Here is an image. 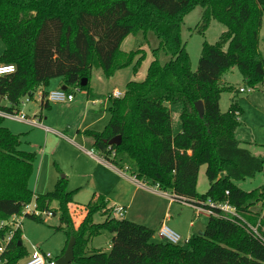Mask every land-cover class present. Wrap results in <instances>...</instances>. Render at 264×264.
<instances>
[{"label":"trees","instance_id":"1","mask_svg":"<svg viewBox=\"0 0 264 264\" xmlns=\"http://www.w3.org/2000/svg\"><path fill=\"white\" fill-rule=\"evenodd\" d=\"M196 6L202 7L199 32L211 20L227 30L217 42L202 44L193 71L180 31L184 16ZM263 14L264 0H0V64L15 66L13 73L0 76V101L9 103L0 104L1 110L17 109L24 97L55 78L66 91L78 88L90 96L94 68L107 78L129 66L135 73L140 51L124 52L121 43L129 34L153 32L168 61L161 64L154 50L145 79L127 82L122 97L110 98V118L103 130L83 133L93 139L99 157L115 166L123 161L133 165L134 177L142 183L158 186L179 201L227 202L250 225H258L259 235L254 237L236 221L210 217L203 234L190 237L186 247L157 242L154 230L127 219L107 214L94 223L95 214L110 213L100 194L87 203L76 227L70 213L75 191L68 189L67 177L61 176L51 191L34 194L29 179L36 153L19 149V135L2 125V117L0 220L20 214L34 198L39 211L59 213L56 229H65L68 241L74 239L78 264H264V216L255 209L264 205V183L249 191L239 187L240 181L264 171V157L251 154L234 136L239 123L235 112H241L237 102L225 112L219 107L221 93L232 89L219 80L233 67L245 86H264L259 51ZM83 79L87 83L81 86ZM197 101L203 103L202 117ZM177 105L181 131L175 134L172 113ZM118 135L121 143L109 145ZM202 166L209 183L204 194L196 189ZM26 216L43 222L40 216ZM102 230L112 235L109 251L87 252L89 240ZM6 233L7 228H0V238ZM28 254L17 230L2 264H18Z\"/></svg>","mask_w":264,"mask_h":264},{"label":"crops","instance_id":"2","mask_svg":"<svg viewBox=\"0 0 264 264\" xmlns=\"http://www.w3.org/2000/svg\"><path fill=\"white\" fill-rule=\"evenodd\" d=\"M261 40L262 39L260 37V41H259L260 54H261V49L263 48V40L262 41ZM127 42L128 43L130 42L129 46L133 42L131 38V34H129L121 43V49L124 52L132 51L130 49L128 50V48L123 49L124 45L128 46ZM123 69L117 70L113 76L107 78L103 74L101 69L100 70L102 73L101 74L98 73V75L94 76V72L96 70V68H94L92 70L91 78L89 81V88L91 91V95L87 96L85 91L82 92L81 95H75V93L72 90H70L69 93H73V99L68 102L60 103L58 107H56L55 105V108L52 107L51 105L53 103L47 102L45 98L46 96L45 95L43 96V93L47 95L49 91L59 88L62 89L64 86L60 78L52 79L50 80L48 86L38 87L33 92V95L29 97V101H25L24 100L25 97H24L21 100L20 105L17 107V110L19 109L30 116H37L40 122L43 123L42 125H44L49 129V131H46L45 129L40 127H31L27 125L31 128L40 130V131H33L31 135H28L31 136V141H33L34 143L37 144L40 143L38 142V135H37L38 132L45 133L44 139L43 140L41 139V142L43 143V148L41 147L39 149L42 158H44L47 154H53L56 152H66V151H62V146H64V148H66L67 146L68 147L71 146L69 148L74 150L76 156L78 158H82L79 159L80 163H77V166L83 169L81 172V176L83 178L82 181L85 182H76V180H72L73 179L72 174L66 172L67 178L69 179L68 189L75 191L72 198L73 202L70 204V213L74 225L76 227L80 224V222L84 218L86 212L85 207L87 203L93 198V196L100 194L103 195L105 198L107 209H109L112 205L122 206L125 209V214L123 219L136 222L138 224L144 225L154 230L155 234L153 238L155 241L161 242V239L158 235V230L161 225H166L173 231L179 233L181 239L183 237L185 242L190 237L194 236L193 231L195 227V222L190 219V214H189L190 211L186 213L184 209L185 207L186 208H191V207L184 204L183 201H179L175 199L169 192L162 191L159 188H156L155 186L144 185L141 181L137 180L134 177V173H133L135 170L134 167L129 168V166L125 164V161L120 162L119 166H115L114 164L103 160L101 157L97 155V153L94 152L92 148L93 139L90 136H87L83 133L85 130L101 131L107 124L110 118L109 107H110L111 93L113 91L124 92V89L120 90L118 88L117 86L118 82H116L118 80L117 79L118 72L122 71ZM232 69L233 68H231V70ZM225 74H223V76L220 78L219 83L221 86H230L229 82L223 79ZM127 79L124 80L125 81L124 85H126L127 82L131 81V80L127 81ZM244 86H239L238 88H232V89H234L238 93H244L239 91V88ZM226 99L229 100L227 104L228 108L232 101H235L238 104L235 95L233 96L230 95ZM4 102L5 104H2ZM45 103H47V106L44 105ZM0 104L5 106L9 105L6 99H2ZM45 107H48L50 111L45 112L46 110L43 109ZM219 107H220V100H219ZM54 109L55 112L53 111ZM58 110L60 112L56 113L58 112ZM220 110L222 112L227 111V110H222L221 107ZM179 112H181V107L179 108L175 107V110L173 111L172 114L178 116L180 115ZM72 113L74 115L73 119H77V121L74 122V126L70 120L71 117L73 116V115L71 116ZM51 114H54L53 115L54 119L50 116ZM58 114H60V117L62 118L61 122L56 120ZM240 120H242V117L240 118ZM44 121L48 123L46 124ZM8 128L10 129L11 132L16 134V132L13 130L12 127L11 128L8 127ZM180 131L181 128L179 130H173L175 134ZM237 132H238V127L234 132V136L240 142L241 146L247 148L250 151V153L255 156H262L261 148H259L256 142L243 140V138L237 135ZM67 133L68 134L72 133L71 135L73 136V138L75 137L76 140L74 141L73 138L68 137ZM17 135H19L20 138V134ZM91 150H93V153H89ZM33 152L36 153V157H37L38 151H33ZM42 162L39 167V178L41 176ZM87 162L94 166V168H92V171H89L88 168L86 167L87 165L85 164H87ZM63 169L64 168H61V170ZM96 172L98 173V176H95ZM199 173H198V178H199ZM59 178L61 177H58V173H56L55 175L54 173H51L49 176L48 183L45 186L46 188L44 192L41 190L42 193L51 191L54 188L56 182L59 180ZM197 183H198V179H197ZM33 203H35L34 198H33ZM176 204H179V206ZM51 208L54 209L57 208V203L53 202ZM260 209H261V215L264 216V205L260 206ZM99 214L103 216V219L100 221H96L94 220V216H95L94 215L93 216L94 223L102 222L109 213L105 214L104 211H102L99 212ZM203 230L204 229L199 230L198 235L201 232H203ZM110 240L106 252H108L110 249ZM93 249L97 250L96 248L92 247L91 250ZM87 252L90 251L87 250Z\"/></svg>","mask_w":264,"mask_h":264},{"label":"rangeland","instance_id":"3","mask_svg":"<svg viewBox=\"0 0 264 264\" xmlns=\"http://www.w3.org/2000/svg\"><path fill=\"white\" fill-rule=\"evenodd\" d=\"M201 15H202V7L200 6H196L193 10L189 11L183 18V21L181 24V31H180L181 38L183 42L186 43L185 44L186 51L189 55L191 69L193 71L197 69L202 44L204 42H207L210 44L217 42L220 38V35L224 31L227 30V28L223 24L217 22L216 20H211L207 29L204 30L203 32H199L197 25L200 23ZM260 37L263 40V48L261 49V55L264 57V14L262 17ZM131 38L133 41L132 44L129 46L130 42L129 43L127 42L128 46L124 45L123 49L128 48V50L130 49L132 51L139 50L140 52L136 58H138L139 56H141L142 58L140 59L139 65L137 67L138 69L135 73L132 72L133 70L132 66L126 67L122 71L118 72V77H117L118 80L116 82H118L117 86L120 90L125 88L124 80L127 78H128L127 81L129 80L142 81L145 79L147 75L148 66L150 62L154 59V56H153L154 50L158 51L157 59L161 64L166 63L169 59V56L162 49L159 48V39L155 36L153 32H150V31L147 33L138 32L137 34H131ZM3 49H4V45L2 41L0 40V54L2 53ZM98 73L99 74L102 73L100 69L95 70L94 76L98 75ZM223 79L227 80L232 88H238L239 86H244V83L242 82V76L236 67H233L232 70L230 69L229 72L227 71ZM244 87L246 89L248 88L247 86H244ZM72 91L74 92L75 89H72ZM82 92L84 91L78 90V91H75L74 93L75 95H81ZM230 95L236 96L238 104L241 107L240 108L241 109L240 118L242 117V120H240V118L238 120L239 123L237 126L238 127L237 135L243 138V140L245 141L256 142L259 148H261L262 157H264V86L261 83H259L258 85L255 86V89L252 92L246 91L244 93H238L234 89H231L228 92L225 91L221 93L220 107L222 110H227L228 108L227 104L229 100L226 98H228ZM2 104H5V102ZM51 105L52 107L55 108V105L56 107H58L60 103L58 104L53 103ZM179 107L180 106L177 105L176 108H179ZM43 109L46 110L45 112L50 111L48 107H45ZM173 109L175 110V107ZM53 111L55 112V109ZM59 112L60 111L58 110V112L56 113H59ZM53 115L54 114H51L50 116L54 119ZM72 115L73 113L71 114V116ZM73 118H74V115L71 117L70 120L74 126V122H76L77 119H73ZM56 120L61 122L62 118L60 117V114H58V117ZM45 123L47 124L48 122H45ZM2 125L7 128L12 127L13 130L16 132V134H20V141H21V145L19 147L20 150L29 151V152L38 151L37 157L33 164V173L29 179V188L33 191V193L39 194V193H42V191L44 192L46 188L45 186L48 183L49 176L51 173H54V175L58 173V177H61V176L67 177L66 172H69L72 174V177H73L72 180H76V182H85V181H82L83 178L81 176V172L83 169L77 166V163H80L79 159H82V158H78L76 156V154L74 153V150L69 148L71 146L69 147L67 146L66 148L62 146V151H66V152H56L53 154H47L44 158H42V155L39 152V149L41 147L43 148V143L41 142V139L42 140L44 139L45 133L38 132L37 134L38 142L40 143L37 144L31 141V136H28V135H31L33 131H40V130L31 128L27 126L26 124H23L17 121L8 120V119H3ZM172 125H173V130H179L181 128V121H180L179 115L175 116L172 114ZM71 134L69 133L67 136L70 138H73ZM73 140L75 141L76 138L74 137ZM36 146L38 149L36 148ZM41 162H42L41 176L39 178V167L41 165ZM125 164H127L129 168L134 167L128 162H125ZM85 165H87L86 167L88 168L89 171H92V168H94V166L88 162ZM61 168H64V169L61 170ZM95 176H98L97 172L95 173ZM67 180L69 181L68 178ZM263 183H264V171L256 174L253 178H248V179L240 181L239 187L245 191H249V190L257 188ZM208 184L209 183L205 175V166H202L200 169V173H199L197 191L201 194H204L208 189ZM67 186L69 188V184ZM31 203L33 204V199ZM176 205L179 206V204H176ZM258 208H260V205H257L255 207V209H258ZM184 209L186 213L190 211L189 212L190 219L195 222L193 235L196 236L198 235L199 230L205 228L207 221H208V217L204 215H200L199 217H196L192 208L185 207ZM42 219H43V222H38L27 216L23 218L22 227H21L22 247L27 254L31 252L32 246H36L41 251L45 253H50L53 258H59L65 252L66 246L69 242L68 236L66 234V230L56 229V227L60 225L58 213H56L53 216L52 215L48 217L43 216ZM102 219H103V216H101L99 213L95 214L94 220L100 221ZM110 237H111V233L107 230H103L99 235L93 236V238L89 240L86 250L91 251V248L93 247V248L100 249L106 252ZM162 241L163 240L161 239V242ZM179 244L182 245L183 247H186L187 245L184 242L183 237L180 240ZM26 257L19 260L18 264H23L24 262L23 260ZM69 264H78V263L75 260H73Z\"/></svg>","mask_w":264,"mask_h":264},{"label":"built area","instance_id":"4","mask_svg":"<svg viewBox=\"0 0 264 264\" xmlns=\"http://www.w3.org/2000/svg\"><path fill=\"white\" fill-rule=\"evenodd\" d=\"M15 71V66L7 65V64H0V76L11 74ZM75 91H78V88H74ZM254 87H240V92H252L254 91ZM74 91V92H75ZM123 96V92L120 91H113L111 93V97L119 98ZM47 102L50 103H63L68 102L73 99V93H69L65 89H55L51 90L46 95ZM25 101L29 100V97H25ZM21 103V102H20ZM236 118L239 120L240 113L238 111L235 112ZM0 117L3 119H8L12 121H17L31 127H40L49 131L47 127L42 125L40 120L37 116H28L21 110L13 109L12 111H3L0 109ZM89 153H93L91 150ZM144 184V183H143ZM146 185V184H144ZM143 185V186H144ZM148 186V185H147ZM158 188V186H155ZM184 204L190 206L196 217L200 215H204L208 218H221L226 219L229 221H236L238 224L245 226V228L252 233V235L258 236V225H250L245 219L241 216V214L237 211V209L231 206L227 202H215L211 199H206L201 202H184ZM109 217L112 219L120 220L123 219L125 214V209L119 205H112L110 208ZM26 215H37L40 217L51 216V212L45 211L41 212L36 208L35 203H27L24 205L20 214H13L9 218L1 219L0 220V228H7V233L3 238H0V264L4 262L3 253L7 250V247L10 241L13 238L14 233L17 230H21L22 227V220ZM195 217V218H196ZM159 237L167 243L171 244H179L181 237L178 233L171 230L166 225H161L158 230ZM187 240L185 241V243ZM23 264H57V258H53L50 253H45L41 251L38 247L32 246L31 252L27 255V257L23 260Z\"/></svg>","mask_w":264,"mask_h":264},{"label":"water","instance_id":"5","mask_svg":"<svg viewBox=\"0 0 264 264\" xmlns=\"http://www.w3.org/2000/svg\"><path fill=\"white\" fill-rule=\"evenodd\" d=\"M87 83V79H83L81 81V86H84ZM62 89H65L63 87ZM195 108L197 109L199 116H203V103L202 101H197L195 103ZM121 143V136H115L112 139L108 141L109 145H119ZM203 232H201L199 235H202ZM73 246H74V239L71 238L66 246L65 252L63 253L62 256L57 258V264H69L71 261L75 259L74 257V251H73Z\"/></svg>","mask_w":264,"mask_h":264}]
</instances>
